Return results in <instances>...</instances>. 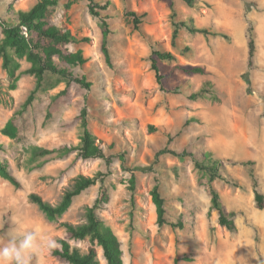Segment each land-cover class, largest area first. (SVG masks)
Here are the masks:
<instances>
[{"label": "rangeland", "instance_id": "rangeland-1", "mask_svg": "<svg viewBox=\"0 0 264 264\" xmlns=\"http://www.w3.org/2000/svg\"><path fill=\"white\" fill-rule=\"evenodd\" d=\"M39 0H0V15L14 18ZM50 19L72 34L87 38L70 45L85 62L74 67L89 89L47 73L42 87L24 110L35 88L30 64L17 59L18 79L11 80L0 57V130L11 119L17 134L0 132V156L21 182L16 189L0 177V245L18 225L37 228L56 240L62 222L85 221V210L98 184L77 195L55 220H48L29 201L31 192L56 204L79 175L105 174L108 201L98 210L120 241L124 264H264V208L253 201L248 167L252 161L258 189L264 193V0L254 1L245 16L243 0H108L105 11L110 34L107 63L101 20L86 0H57ZM103 4L106 0H97ZM135 12V24L128 12ZM191 18L194 26L225 37L190 33L181 28L172 44V13ZM247 19L254 27L253 65L247 66ZM3 43L0 26V45ZM170 51L175 59L159 61L162 85L150 65L151 46ZM198 67L202 71H188ZM209 93H200L202 88ZM157 130L150 132L148 126ZM88 129L104 158L83 159L78 145ZM63 146L71 147L64 151ZM188 152L182 158L168 152ZM43 149L53 150L43 154ZM209 152L243 188L214 180L226 211L235 212L236 232L221 227L210 211V195L195 158ZM135 176L131 189L130 178ZM158 184L165 199L166 220L156 223L150 191ZM5 224V226H4ZM4 226V227H3ZM84 249L83 242L70 241ZM98 264H106L97 250ZM32 264H68L42 249Z\"/></svg>", "mask_w": 264, "mask_h": 264}, {"label": "trees", "instance_id": "trees-1", "mask_svg": "<svg viewBox=\"0 0 264 264\" xmlns=\"http://www.w3.org/2000/svg\"><path fill=\"white\" fill-rule=\"evenodd\" d=\"M90 12L101 20L103 29V46L107 63L110 62V52L107 48V38L110 34L109 25L105 11L110 7L111 2L106 0L103 4L97 0H86ZM188 6H192L194 0H184ZM57 0H39L30 9L26 11H18L14 18H8L0 15V26L2 27L3 43L0 45V57L2 59V67L7 71L11 80V88L18 79L17 71L19 63L17 59L24 58L30 66L24 71L35 77V88L25 100L22 110H24L34 99V94L42 87L45 75L52 73L67 80V82L75 83L81 87L89 89L92 85L84 76H78L74 73V67L81 65L85 59L80 50L71 51L70 45H75L87 41V38H80L70 31L64 24L56 25L50 19L51 8L57 6ZM253 7H257L254 1L243 0V8L245 16ZM133 18L135 24L140 23L139 16L131 11L127 13ZM173 34L172 44L177 47V38L181 28H185L190 33H202L205 35H220L225 37L221 32L207 28H198L194 26L191 18H177V13H172ZM23 29L26 33H23ZM151 46L150 65L154 71L156 83L162 85L163 76L159 72V61L171 62L175 56L170 51L155 48ZM255 51L254 27L252 21L247 19V66L253 65V57ZM188 71H202L198 67H193ZM210 89L202 88L200 92L193 94V97L200 93H209L215 98L214 91L207 83ZM216 99V98H215ZM150 132L157 129L152 125L148 126ZM0 132L10 138H14L17 134V127L14 120L11 119L1 128ZM0 145V150H1ZM64 151H69L71 147L63 146ZM79 157L83 159L104 158V152L100 146L95 143V138L88 129H84L80 143L77 147ZM53 150L43 149L42 153H51ZM168 152L180 158L188 152L176 153L169 148H164L160 153ZM194 158L195 166L201 172L205 185L210 195V211H214L217 215V221L221 227L229 232H236L237 226L234 220L235 212L226 211L218 190L213 186L214 180H220L233 188L242 189L243 185L225 170L223 161L214 158L209 152H205L201 158H195L193 154H188ZM242 165L248 167L249 177L253 186V201L258 209L264 208V193L258 189V180L253 170V162H241ZM0 177L8 181L16 189L21 188V182L12 172L8 161L0 156ZM105 174L98 173L95 176L79 175L73 182L72 186L64 191L61 199L56 204L45 201L38 193L31 192L28 195L30 202L35 204L48 220H55L68 210L73 199L81 194L90 186L98 184L96 197L92 204L86 207L85 221L78 224L62 222L65 228L63 236L57 239L59 247L50 251L55 258L67 262L68 264H98L97 250H101V255L106 264H124L121 257L120 241L114 234L113 230L104 222L98 214L108 201V189L104 184ZM135 176L130 178L131 189L134 186ZM151 199L155 205L156 223L159 226L168 224L172 227L181 226L166 220L165 199L160 193L158 184H155L151 191ZM5 226V224H4ZM3 226V227H4ZM1 231V229H0ZM70 241L83 242L85 248L82 249L77 245H71Z\"/></svg>", "mask_w": 264, "mask_h": 264}, {"label": "clouds", "instance_id": "clouds-1", "mask_svg": "<svg viewBox=\"0 0 264 264\" xmlns=\"http://www.w3.org/2000/svg\"><path fill=\"white\" fill-rule=\"evenodd\" d=\"M58 247L57 240L41 230L18 225L0 245V264H32L42 249L52 251Z\"/></svg>", "mask_w": 264, "mask_h": 264}, {"label": "built area", "instance_id": "built-area-1", "mask_svg": "<svg viewBox=\"0 0 264 264\" xmlns=\"http://www.w3.org/2000/svg\"><path fill=\"white\" fill-rule=\"evenodd\" d=\"M23 33H26V30L25 29H23Z\"/></svg>", "mask_w": 264, "mask_h": 264}]
</instances>
